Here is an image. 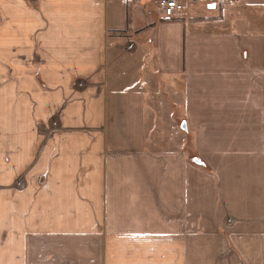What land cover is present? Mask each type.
<instances>
[{"label": "crops", "instance_id": "crops-1", "mask_svg": "<svg viewBox=\"0 0 264 264\" xmlns=\"http://www.w3.org/2000/svg\"><path fill=\"white\" fill-rule=\"evenodd\" d=\"M154 1L0 0V264H264V0Z\"/></svg>", "mask_w": 264, "mask_h": 264}, {"label": "rangeland", "instance_id": "rangeland-1", "mask_svg": "<svg viewBox=\"0 0 264 264\" xmlns=\"http://www.w3.org/2000/svg\"><path fill=\"white\" fill-rule=\"evenodd\" d=\"M179 1H184L187 5V9L196 8L195 10H199L201 7L200 4H192L188 2V0ZM144 74H142V76L143 80L145 81L144 83L146 84V88L149 91H152L151 96L153 100L157 101V105L155 106V108L152 107L148 110L149 119H151L152 116H156L157 123L159 124L158 131L161 136V140H159V142L157 141V144H159V146L161 147H166V145L168 146V144L167 142H165L166 140L164 141L163 139H167L168 134L170 136L171 134H173V132H175L176 134L182 133L181 128L184 124V109L182 107L183 80H171L172 82H170L168 78L161 75H157L152 71L145 74L150 75L146 76V78ZM172 101H178L179 106L173 105ZM174 144L175 143L173 142L172 147H174ZM190 144L191 148L194 150V141H191ZM192 155L193 159L197 157L196 154Z\"/></svg>", "mask_w": 264, "mask_h": 264}, {"label": "built area", "instance_id": "built-area-1", "mask_svg": "<svg viewBox=\"0 0 264 264\" xmlns=\"http://www.w3.org/2000/svg\"><path fill=\"white\" fill-rule=\"evenodd\" d=\"M210 0H188L192 4L208 3ZM237 1V0H229ZM154 4L165 18H174L177 13L184 10V4L177 0H155Z\"/></svg>", "mask_w": 264, "mask_h": 264}, {"label": "water", "instance_id": "water-1", "mask_svg": "<svg viewBox=\"0 0 264 264\" xmlns=\"http://www.w3.org/2000/svg\"><path fill=\"white\" fill-rule=\"evenodd\" d=\"M182 130H184V131L187 130V126L185 123L182 125ZM194 161H195V163L200 164L199 160L195 159Z\"/></svg>", "mask_w": 264, "mask_h": 264}]
</instances>
